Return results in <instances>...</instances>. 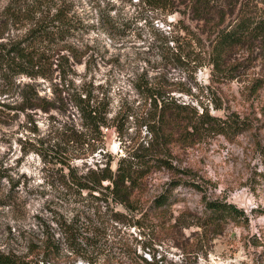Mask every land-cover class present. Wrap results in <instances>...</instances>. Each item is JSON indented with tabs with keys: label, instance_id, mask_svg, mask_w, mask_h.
I'll use <instances>...</instances> for the list:
<instances>
[{
	"label": "rangeland",
	"instance_id": "1",
	"mask_svg": "<svg viewBox=\"0 0 264 264\" xmlns=\"http://www.w3.org/2000/svg\"><path fill=\"white\" fill-rule=\"evenodd\" d=\"M243 1L264 5V0ZM7 6L14 12H4ZM56 9L64 10L76 28L57 44L39 43L35 69L44 75L19 74L7 80L0 76V104L6 105H0V251L24 250L42 225L68 211L78 197L74 188L62 184L65 149L48 142L51 130L64 121L80 122L73 99L87 92L105 95L110 101L108 117L118 120L102 128L101 152L67 161L79 171L106 161L115 168L119 158L147 145L150 136L144 125L140 127L141 116L151 103L147 90L155 88L166 99L190 102L221 119L237 117L250 128L227 135L207 133L188 146L173 144L160 151L168 166L148 175L142 200L176 183L167 204L141 218L143 227L134 223L140 214L130 213L119 225L126 239L108 243L96 264H126L128 250L154 264H264V81L251 87L261 62L231 78L213 71L201 59L204 53L194 39L201 30L195 21L139 0H0V41L21 39L36 18ZM27 83L49 98L56 96L57 88L58 108L47 113L15 108ZM28 116L34 131L25 127ZM209 200L230 202L243 214L209 222L204 207ZM111 206L124 212L120 205ZM59 264L90 263L71 256Z\"/></svg>",
	"mask_w": 264,
	"mask_h": 264
},
{
	"label": "trees",
	"instance_id": "2",
	"mask_svg": "<svg viewBox=\"0 0 264 264\" xmlns=\"http://www.w3.org/2000/svg\"><path fill=\"white\" fill-rule=\"evenodd\" d=\"M12 1L13 4L22 2ZM34 1L40 4V0ZM139 1L168 13L179 12L195 21L201 30V34L194 38L204 53L201 59L210 64L213 71L231 78L234 73L236 75V72L251 67L259 60L262 70L253 77L251 87L255 88L264 81V5L243 0ZM30 11L33 16L37 13L34 7ZM4 12L13 13L14 8L7 6ZM74 28L76 24L66 17L64 10L56 9L52 14L48 10L46 15L34 20V24L21 39L8 44L0 41V76L7 80L19 74L30 78L44 75L35 69L37 46L39 43L53 45L64 41ZM176 35L175 50L179 53L181 46ZM203 40L207 43H201ZM53 93L61 99L57 88H53ZM147 95L151 103L144 110L140 125H144L150 136L147 145L119 158L115 168L111 167L110 161L103 164L95 162L96 167H89L86 171H79L67 160L75 156H86L97 149L101 152L104 145L102 128L114 125L111 121H117L118 117H108L110 101L105 95L92 96L87 92L73 99L80 122L71 118L64 121L55 130H51L48 142L55 148L65 149L66 153L62 156L66 160H60L67 167V172L62 175V184L65 188H74L78 197L73 198L68 211L53 216L51 224L42 225V231L30 237L24 250L0 251V264H59L71 256L96 264L97 258L105 253L108 243L118 244L126 239L120 235L122 229L119 225L123 224L130 213L140 214L134 223L143 227L141 218L150 211L158 212L167 204L171 188L176 183L153 198L142 200L148 185V175L159 167L168 166V162L160 156L162 151H167L173 144L188 146L207 133L227 135L250 128L245 120H238L237 117L221 119L210 115L207 109L198 110L190 102L166 99L155 88L147 90ZM56 96H42L27 83L21 89V100L15 108L47 113L58 108ZM31 123L33 118L28 116L25 127L34 131L35 124L31 126ZM116 129L120 131L121 125L117 123ZM156 148L159 149L157 152ZM260 152L264 166V145ZM105 156L106 153L103 158ZM112 204L120 205L124 212L114 210ZM103 207L105 211L102 212ZM204 207L209 211V222L215 218L234 219L243 214L234 204L226 201L209 200L204 202ZM128 251L129 260L126 264H154L150 259L138 256L135 250Z\"/></svg>",
	"mask_w": 264,
	"mask_h": 264
}]
</instances>
